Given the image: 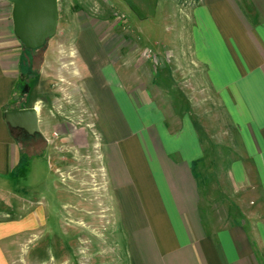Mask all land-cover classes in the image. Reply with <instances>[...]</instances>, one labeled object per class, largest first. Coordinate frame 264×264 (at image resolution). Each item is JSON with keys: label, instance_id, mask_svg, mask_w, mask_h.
Wrapping results in <instances>:
<instances>
[{"label": "crops", "instance_id": "0c3cea01", "mask_svg": "<svg viewBox=\"0 0 264 264\" xmlns=\"http://www.w3.org/2000/svg\"><path fill=\"white\" fill-rule=\"evenodd\" d=\"M0 6V176H10L20 164V153L5 114L24 108L14 107L21 98L14 91L18 87L23 91L24 86L18 72L21 61L14 60L12 53L13 6L5 0ZM190 24L189 52L184 57L202 71L204 83L238 134L240 157L229 164L228 183L218 181L223 199L230 203L226 204L229 211L221 214L222 203L202 191V175L197 173L206 158V145L190 117L184 114L175 123L153 98L121 92L113 126L104 124L102 129L104 144L94 124L98 139L91 148L102 163L107 161L108 168L97 166L90 155L98 173L92 176L93 182L70 171L67 180L63 179L67 190L87 204L81 208L87 220L78 223L88 239L82 242L91 243L93 227L104 234L98 240L104 251L97 256L103 264L107 260L117 264V259L119 264H264V0H198ZM38 75L31 99L40 124L42 115L36 105L48 101L41 85L48 80L42 72ZM51 97L52 103L58 102V97ZM147 112L159 115L161 122L149 121ZM72 131L71 139L60 136L57 129L41 136L47 148L57 153L55 143L73 142L90 149L85 136L75 138L78 128ZM63 158L58 156L52 167L58 177L70 161ZM41 205H22L15 218L6 214L0 221V264H19L13 246L23 248L27 240L49 235L44 230L48 216ZM118 224L127 254L124 258L116 255L118 243L112 242L114 259H110L107 237L115 236ZM54 239L46 237L36 247L40 248L34 251L36 263L23 264H44L47 257L51 264H75L76 257L70 258L68 250Z\"/></svg>", "mask_w": 264, "mask_h": 264}, {"label": "rangeland", "instance_id": "374dc122", "mask_svg": "<svg viewBox=\"0 0 264 264\" xmlns=\"http://www.w3.org/2000/svg\"><path fill=\"white\" fill-rule=\"evenodd\" d=\"M197 3L198 0H59L57 34L44 47L28 52L15 34H11L13 58L21 61L18 72L24 86L14 107L23 108L29 101L31 104L29 83L38 79L42 72L48 80V83L41 84L48 101L36 105L42 115L41 133L57 129L60 136L71 139L76 127L79 133L75 138L85 136L90 149L80 148L73 142L66 145L55 143L59 153L52 147L30 160H22L23 157L18 155L20 164L16 172L0 176V221L6 214L15 218L22 205L31 208L32 204L42 203L48 216L45 233L55 236L54 241L58 240L64 250H68L70 258L76 257L75 264H103L104 261H99L97 256L102 249L104 251V247L100 250L98 243L99 236L104 238V234L93 227L91 243L82 242L88 239L78 223L83 218L87 220L81 211L87 204H82L78 195L73 196L67 190L65 180L70 171L71 175L86 182L92 181L98 173L93 170L96 165L92 157L88 158L90 155L96 158L97 166L108 168L107 161L102 163L91 147L98 139V130L103 141L101 144H104L103 126H113L116 98L125 91L136 98H153L158 108L168 113L175 123L184 114L190 117L206 145V158L196 172L198 176L199 173L202 175L199 177L203 182L202 191L207 196L215 195L222 203L221 214L229 211L226 204L230 203L223 199L218 181L228 183L229 164L240 157L238 134L220 101L208 90L202 71L190 66L184 57L185 52H189L190 16ZM45 60L48 63L42 68ZM29 63L33 64L31 72ZM52 95L58 97V102L53 98L52 103ZM147 119L161 122L159 115L148 112ZM12 134L16 139L26 137L21 130L13 129ZM100 151L104 153L103 148ZM58 156L70 160L63 166V178L52 171ZM235 214L241 219L237 211ZM119 224L115 236L112 235L114 239L107 237L109 245L106 250L112 253L110 259H114L115 249L111 244L116 242L115 254L123 258L127 254L126 239L120 233ZM49 235L32 242L27 240L23 248L13 246L18 263H36L37 252L34 251L40 249L36 247L43 244L46 237L50 238ZM54 248L57 249L55 244ZM113 261L107 260L106 264H115ZM116 263L120 261L117 259ZM44 264H51L49 257Z\"/></svg>", "mask_w": 264, "mask_h": 264}, {"label": "water", "instance_id": "95a60500", "mask_svg": "<svg viewBox=\"0 0 264 264\" xmlns=\"http://www.w3.org/2000/svg\"><path fill=\"white\" fill-rule=\"evenodd\" d=\"M12 4L15 37L28 50H39L56 36L59 26V0H5ZM5 121L29 136L41 135L36 108L6 112Z\"/></svg>", "mask_w": 264, "mask_h": 264}, {"label": "trees", "instance_id": "16d2710c", "mask_svg": "<svg viewBox=\"0 0 264 264\" xmlns=\"http://www.w3.org/2000/svg\"><path fill=\"white\" fill-rule=\"evenodd\" d=\"M26 49V48H25ZM28 52H36L38 50H28L26 49ZM27 60V59H26ZM24 61V60H23ZM24 64V62H23ZM30 64V69H29V72H31V70L33 69V64L29 63ZM38 79L32 81H30L29 85L31 84V90H32V98H34V92H35V86L37 85L38 81L40 80V76L38 75L37 77ZM21 88H17L14 93L17 94H20L22 95L21 93ZM31 104H30V101L27 105L24 106L23 109H26V108H33V100H31ZM15 142L18 146V149H19V153H20V156L23 157V160H30L32 159L33 157H37L39 155H42L43 154V151L47 148V142L45 141V139L41 136V135H36L34 137L32 136H27L25 138H22V139H16L15 138Z\"/></svg>", "mask_w": 264, "mask_h": 264}, {"label": "flooded vegetation", "instance_id": "af4514ba", "mask_svg": "<svg viewBox=\"0 0 264 264\" xmlns=\"http://www.w3.org/2000/svg\"><path fill=\"white\" fill-rule=\"evenodd\" d=\"M21 131H23V130H21ZM27 136H29L25 131H23Z\"/></svg>", "mask_w": 264, "mask_h": 264}]
</instances>
